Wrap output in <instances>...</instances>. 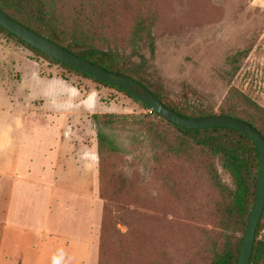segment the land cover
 I'll return each instance as SVG.
<instances>
[{
    "label": "rangeland",
    "instance_id": "1",
    "mask_svg": "<svg viewBox=\"0 0 264 264\" xmlns=\"http://www.w3.org/2000/svg\"><path fill=\"white\" fill-rule=\"evenodd\" d=\"M52 11L68 39L77 36L85 44L131 57L126 60L133 63L143 56L142 74L162 94L175 100L183 94L192 101L202 97L216 111L225 105H242L256 116L264 130V0H58ZM138 23L143 25L141 36L151 33L152 47L134 34ZM11 44L22 69L32 65L27 55L54 67L53 72L84 90L86 83L96 84L97 100L102 105L83 112L82 130L89 132L84 140L87 143H96L92 113L149 112L124 93L70 73L0 32V47ZM233 92L256 105L242 103L239 94ZM146 128V124L129 119L106 129L120 147V151L104 155L103 187L114 201L110 207L115 233H125L124 222H129L145 237L142 249L124 246L129 256L126 262L140 264L143 255H148L156 257L158 264H208L209 231L222 233L216 226L219 214L214 207L222 199L211 173L215 171L228 184L231 178L219 158L206 159L189 151L182 158L166 159L164 147ZM167 173L169 185L175 181L179 188L175 192L164 181ZM101 184L98 166V195L91 201L88 198L93 224L89 264H96L103 218ZM261 222L260 235L264 236V213ZM151 230L156 236V253L147 252ZM116 239L120 237L116 235Z\"/></svg>",
    "mask_w": 264,
    "mask_h": 264
},
{
    "label": "crops",
    "instance_id": "2",
    "mask_svg": "<svg viewBox=\"0 0 264 264\" xmlns=\"http://www.w3.org/2000/svg\"><path fill=\"white\" fill-rule=\"evenodd\" d=\"M12 46L0 47V264H89L98 156L82 117L98 89L27 55L22 69Z\"/></svg>",
    "mask_w": 264,
    "mask_h": 264
},
{
    "label": "trees",
    "instance_id": "3",
    "mask_svg": "<svg viewBox=\"0 0 264 264\" xmlns=\"http://www.w3.org/2000/svg\"><path fill=\"white\" fill-rule=\"evenodd\" d=\"M58 0H0V9L10 17L22 23L26 27L34 30L51 41L63 46L69 51L85 58L107 70L127 74L143 85H145L166 107L173 109L177 113L188 117H200L211 114H225L242 119L254 126L264 137V130L258 125L259 121L250 110L242 105L223 106L216 111L214 106L204 98L200 97L197 101H192L187 94H183L179 100L170 98L162 94L156 88H153L142 74L143 59L133 63L131 60L120 57L119 54L111 49H102L94 44H85L77 36L66 38L63 28L55 20L52 11L54 3ZM142 23L135 27L134 34L138 39H144L148 45L153 46V37L150 32L141 36ZM0 32L15 38L20 44L28 50L45 57L47 60L61 65L70 73L88 78L94 82L106 87L114 88L149 112L145 114H118L115 112L92 113L91 121L96 132V145L98 155L99 173L102 179L100 187V197L104 199L103 218L100 224L98 235V246L96 252V264H127L129 260L128 252L124 246L129 245L134 249H142L145 240L144 234L137 227H131L129 222H124L127 227L125 233H115L117 230L112 219L111 205L114 202L104 189V155L120 151L119 145L106 132V129L117 122H126L129 119L136 124H146L147 132L150 136L164 147L165 157L182 158L187 156L189 151L198 153V157L206 159L219 158L221 167L230 176L231 183L219 179L217 173H211V179L222 201L215 203L219 214V220L216 224L222 233L209 231L212 234L210 238V261L208 264H236L240 248L248 223L253 202L255 199L257 180H258V154L252 141L241 132L228 127L212 126L199 129H188L179 127L165 119L157 112L152 111L148 106L139 102L131 96L126 90L111 85L107 82L98 80L90 75L66 65L55 58L47 55L41 50L35 48L18 36L11 33L7 28L0 24ZM131 59V57L127 58ZM63 78H66L62 75ZM239 94L242 103L246 105H256L251 99ZM172 138V139H171ZM171 139V141H170ZM172 142H175L172 145ZM170 175L167 173L164 181L167 180L168 186L175 192L179 189L175 183H170ZM122 183V180H121ZM123 185V184H122ZM119 190V189H118ZM116 190V192H118ZM264 208L255 230L252 251L248 264H264V236L260 235L262 222L261 218ZM151 236L148 237V251L156 253L155 232L151 230ZM116 235L120 237L118 241ZM141 237V238H139ZM144 242V243H143ZM140 264H158L156 257L143 255ZM127 261V262H126ZM165 264H170L169 261Z\"/></svg>",
    "mask_w": 264,
    "mask_h": 264
},
{
    "label": "water",
    "instance_id": "4",
    "mask_svg": "<svg viewBox=\"0 0 264 264\" xmlns=\"http://www.w3.org/2000/svg\"><path fill=\"white\" fill-rule=\"evenodd\" d=\"M0 24L20 39L41 50L56 60L74 67L91 77L120 87L139 102L148 106L173 124L188 129H199L212 126L233 128L246 135L254 144L258 154V180L255 199L248 223L245 228L239 257L236 264H248L252 251L255 230L264 208V137L248 122L225 114H211L200 117L181 115L166 107L145 85L137 79L123 73L107 70L63 46L51 41L34 30L26 27L0 9Z\"/></svg>",
    "mask_w": 264,
    "mask_h": 264
}]
</instances>
